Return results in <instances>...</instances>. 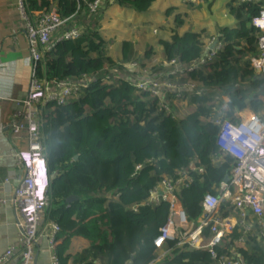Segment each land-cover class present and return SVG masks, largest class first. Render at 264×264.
<instances>
[{
	"label": "trees",
	"instance_id": "trees-1",
	"mask_svg": "<svg viewBox=\"0 0 264 264\" xmlns=\"http://www.w3.org/2000/svg\"><path fill=\"white\" fill-rule=\"evenodd\" d=\"M28 12L54 9L61 18L70 17L59 33L82 25L80 39L56 41L44 64L35 68L40 80L62 81L91 79L80 95L64 104L48 102L42 112L43 147L46 151L50 186L44 220L60 228L55 252L59 264H149L155 258L154 239L167 215L165 204L140 205L162 174L173 175L176 168L203 165V180L198 178L181 188L182 206L190 218H196L199 202L206 192L215 193L227 174L231 158L212 165L210 157L219 152L218 128L200 118L210 111L199 106L184 117H173L159 106V97L138 91L134 82L121 76L113 84H104L105 75L126 71L130 47L122 44V61L114 62L104 51V40L97 29V17L112 0H102L98 14L89 11L93 0H26ZM138 12L148 10L152 0H113ZM237 20L235 27H222L217 38L222 50L214 61L179 81H196L201 89L223 91L231 112L261 106L258 92H264V77L254 74L248 56L256 54V30L251 17L257 7L229 2ZM178 17L176 18V21ZM177 25H180L178 20ZM163 62L175 58L190 63L203 51L200 33H173L160 40ZM152 50L145 53L149 57ZM140 66L142 62L137 61ZM125 70V71H124ZM174 81V80H172ZM165 104L173 105V95L163 93ZM193 98L191 103H204ZM190 161H194L190 163ZM153 163L154 165H149ZM137 165L143 166L133 175ZM108 195H117L108 198ZM133 205H139L137 211ZM73 236L87 239L89 247L68 253ZM236 237V235L234 236ZM249 250H241L248 264H264V246L251 238ZM173 241L168 242L172 246ZM229 246H227L228 248ZM221 251H226V249ZM205 251L174 252L157 264H208Z\"/></svg>",
	"mask_w": 264,
	"mask_h": 264
},
{
	"label": "built area",
	"instance_id": "built-area-1",
	"mask_svg": "<svg viewBox=\"0 0 264 264\" xmlns=\"http://www.w3.org/2000/svg\"><path fill=\"white\" fill-rule=\"evenodd\" d=\"M182 1L186 4H202L206 0ZM236 1L238 4L257 7V13L250 20L251 26L256 30L257 51L248 56V60L254 74L264 77V0ZM103 4L102 0H93L88 3L89 11L98 14ZM17 12L29 44L28 62L32 67V76L28 93L20 99H14L10 94L3 95L0 84V102L11 101L16 104L7 128L12 143L16 146V167L23 170L13 198V205L22 219L18 224L19 248H8L0 255V264H35L39 230L48 206V184L41 177L47 164L42 143L43 108L48 102L64 104L77 98L82 89L89 86L91 79H38L35 68L47 61L55 42L80 39L83 27L77 25L59 33L60 28L71 18H61L54 9L35 12V18H32L26 0H17ZM202 42V54L190 63L179 62L175 58L162 63L151 60L142 63L143 66L137 61L127 62L125 73L114 71L111 76L105 75L102 80L104 84H113L114 79L125 75L127 80L134 82L137 92H148L159 97L160 109L173 117H184L202 105L201 107L210 111L201 115V120L217 127L219 138L228 135L226 146L219 147V152L210 157L212 165L225 164L228 157L231 158L225 175L228 179L225 180L224 177L218 184L212 185L215 193L206 192L203 195L199 202L201 212L196 218H190L185 212L180 190L187 188L195 178L203 180L206 172L203 165L181 166L171 176L162 174L148 191L147 198L140 203L141 206L163 203L167 208L165 220L154 239L156 255L149 264H157L166 256L173 257L176 250L205 251L209 255L208 264H248L241 250H249L251 238L264 246V97L259 96L262 103L257 111L247 106L231 112L228 96L223 91L201 89L196 81H179L191 72L203 70L222 50V41L216 37L206 38L205 41L203 39ZM2 67L0 64V70ZM165 91L173 95L172 106L164 102ZM193 98H205L206 101L191 103ZM22 139L27 144L24 149L19 148V141ZM142 168L143 166L137 165L133 175H138ZM116 196L107 194L108 198ZM138 206L133 205L131 208L137 211ZM46 228L50 262L59 264L54 246L60 228L51 221L47 222ZM169 241L174 244L168 246ZM225 248L226 251H221Z\"/></svg>",
	"mask_w": 264,
	"mask_h": 264
},
{
	"label": "crops",
	"instance_id": "crops-1",
	"mask_svg": "<svg viewBox=\"0 0 264 264\" xmlns=\"http://www.w3.org/2000/svg\"><path fill=\"white\" fill-rule=\"evenodd\" d=\"M230 0H206L202 4H186L182 0H152L145 12L120 6L110 1L97 17L98 33L104 40V51L114 62L122 61V44L127 42L129 59L143 53L138 61L163 62L164 52L160 40H169L173 33H200L202 41L216 37L220 28L235 27L237 20L229 9ZM180 21L177 25L176 18ZM82 26V25H81ZM135 50L137 53H135ZM138 50V51H137ZM152 50L149 57L145 53ZM29 44L17 12V0H0V84L3 95L14 99L24 97L30 88L32 67L28 62ZM129 61V60H128ZM127 61V62H128ZM16 104L0 102V255L8 248H19V226L22 222L13 205L14 189L23 176L16 167V146L9 136L10 122ZM26 141H19V148H26ZM47 222L43 219L39 230L35 264H51L47 238ZM90 242L73 236L68 253L74 255L89 247ZM17 252V250H16ZM68 264H73L71 260Z\"/></svg>",
	"mask_w": 264,
	"mask_h": 264
},
{
	"label": "clouds",
	"instance_id": "clouds-1",
	"mask_svg": "<svg viewBox=\"0 0 264 264\" xmlns=\"http://www.w3.org/2000/svg\"><path fill=\"white\" fill-rule=\"evenodd\" d=\"M227 139H228V135H224L223 137L219 138V146L220 147H225L226 143L228 142ZM48 174H49V172H48V167H47V164H46V168H44V170L41 172V177H42V179L45 182H47L48 188H49L50 180H49V175Z\"/></svg>",
	"mask_w": 264,
	"mask_h": 264
},
{
	"label": "rangeland",
	"instance_id": "rangeland-1",
	"mask_svg": "<svg viewBox=\"0 0 264 264\" xmlns=\"http://www.w3.org/2000/svg\"><path fill=\"white\" fill-rule=\"evenodd\" d=\"M133 50H134V48L131 49L130 52L133 51ZM135 53H137L136 50H135ZM142 53H143V51H142V49H140V52H139L140 55H138L137 57H133V58L129 59L128 63H133V62L138 61L137 59L139 58V56H141ZM121 72H123V70H121ZM258 94H259V96L264 97V92H260L259 91Z\"/></svg>",
	"mask_w": 264,
	"mask_h": 264
},
{
	"label": "water",
	"instance_id": "water-1",
	"mask_svg": "<svg viewBox=\"0 0 264 264\" xmlns=\"http://www.w3.org/2000/svg\"><path fill=\"white\" fill-rule=\"evenodd\" d=\"M227 179H228V176L225 177V180H227Z\"/></svg>",
	"mask_w": 264,
	"mask_h": 264
}]
</instances>
